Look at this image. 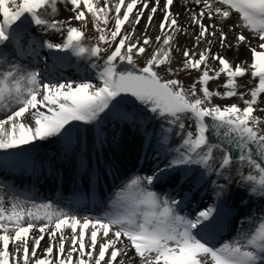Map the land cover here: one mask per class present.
Listing matches in <instances>:
<instances>
[{"label":"snow or ice","instance_id":"6c2138e0","mask_svg":"<svg viewBox=\"0 0 264 264\" xmlns=\"http://www.w3.org/2000/svg\"><path fill=\"white\" fill-rule=\"evenodd\" d=\"M59 3L71 6L72 19L80 27L72 26L71 21L46 18L58 13ZM195 4L203 5L202 11L190 15L191 23L199 27L195 37L197 48L201 40L211 44L208 37L216 36V31L210 30L216 26L205 25L203 20L214 17L227 20L233 12L239 17L235 26L248 30L261 41L258 49L249 44L252 63L248 68L251 76L258 80L250 92H238L240 85L237 83L248 68L243 63L233 65L226 57L213 53L210 47L199 52L191 49L182 52V70L201 73L189 89L186 90L178 79H165L160 75V70L175 74L170 67L172 45L182 28L172 11L174 0H164L162 7L161 0H103V4L101 0H0V113H5L0 118V152L7 154L0 156V166L25 163L26 158L10 150L37 140L62 136L70 145L73 129L69 125L96 123L102 114L116 109L120 105L118 98L125 96L147 105L169 125L178 124L183 134L178 147L166 149L161 146L167 145L171 128L163 130V138H157V151L171 150L177 155L152 175L132 178L113 202L116 211L103 217L81 218L49 203L26 208L27 201L18 197L10 208H5L0 198V264H125L124 257L129 260L138 257L140 264H264V217L254 227L240 230L232 241L213 243L223 218L232 211L224 185L213 181L219 189L213 192L215 203L193 216L180 214L189 193L177 199L143 187L145 181L153 186L167 181L176 171L180 172V182L184 183L190 177L192 165H202L205 169L195 177L197 183L203 182L213 171L210 161L214 150L220 149L223 155L216 175L224 176L234 161L241 166L246 163L255 174L243 176L241 173V182L250 186L251 195L264 198V121L254 115L264 96V0H195ZM113 11L114 17L111 16ZM158 11L163 12L159 22L161 35L153 41L147 29ZM89 18L98 33V41L91 47L85 44L84 31ZM111 19H114V26L109 28ZM142 19H146L142 39H135V27L131 32H122L126 24L138 26ZM32 25L62 34L66 32L62 43L48 42V49L103 59L102 65H92L98 70V83L85 80L61 83L48 80L37 70L25 68L22 58L27 53L36 55L33 46L38 44L30 35ZM219 33L220 45L224 47L227 35L222 28ZM236 41L238 47L247 37L240 34ZM153 43L161 46L149 52ZM102 53H107L106 58ZM13 56L17 57L16 61L10 59ZM140 56H145L146 62L137 68L136 58ZM210 60L218 62V70L210 66ZM120 65L129 67L121 69ZM164 65L169 67L164 69ZM221 74L227 77L225 91H210L209 81L218 79ZM197 85L202 95H198ZM246 95L250 99H246ZM213 97H239L244 107L235 103L213 104ZM26 116L30 118L28 123L24 122ZM183 117L194 121L195 132L184 133ZM123 118L132 117L125 114ZM209 132L218 138L216 142ZM233 146L236 155H233ZM65 229L70 230L67 242L71 250L67 252ZM33 231L40 235L30 236ZM45 235L49 246L38 255ZM52 241L58 244L56 255H53L55 245ZM132 250L134 253L129 256ZM74 252L77 253L75 259Z\"/></svg>","mask_w":264,"mask_h":264},{"label":"bare ground","instance_id":"6f19581e","mask_svg":"<svg viewBox=\"0 0 264 264\" xmlns=\"http://www.w3.org/2000/svg\"><path fill=\"white\" fill-rule=\"evenodd\" d=\"M115 2V0H113ZM127 2V0H126ZM164 0H161V7ZM103 4V0H101ZM219 6V5H218ZM70 5L62 7L58 4V13L55 16L48 15L46 18L49 20L71 21L72 26H75L77 22L72 19L74 13L70 11ZM203 10V5H196L195 0H174L172 11L178 16L179 24L182 31L175 37L173 42L172 55L182 54L185 49H191L193 52L203 51L205 47H210L212 52L226 57L233 65L243 63L246 68L252 63V53L249 48V44L257 48L261 41L255 37L251 32L245 29L236 27L239 17L238 14L232 13L231 17L227 20L214 17L213 19L205 18L203 23L205 25L214 24L216 27L210 29L219 33V29L222 28L223 32L227 35V45L221 47L218 37H209L208 40L212 41L208 44L206 41L201 40L199 42V48L196 47V35L199 33V27L192 24L190 20L191 12H199ZM123 11V9H122ZM135 12V10H134ZM114 11L111 16L114 17ZM147 15V13H146ZM163 17V12L158 11L154 17V21L151 27L147 29V35L155 41L158 35H161L159 31V22ZM131 19V17H130ZM111 26H114V19L110 20ZM146 19H142L140 24L129 25L130 31L135 27V39H142L145 33ZM243 34L247 37L245 43L240 44L238 47L236 37ZM30 35L36 40L39 39L38 44L34 45L36 55L27 53L23 58L28 60V63L22 62V65L28 70H37V65L40 63L41 46L44 43L54 42L55 44L62 43L65 39L66 32H54L47 29H41L35 25L31 26ZM234 40L236 43H234ZM46 42V43H45ZM203 43V44H202ZM86 46L92 45L85 41ZM230 45V46H229ZM161 45L153 43L149 52ZM47 47L45 48V50ZM55 50V61L46 64L45 68L40 71L43 77L48 80L58 82H73L78 83L82 80L91 83H98L96 80L97 69L92 67L93 64H100L102 62L95 57H90L85 54L82 57H77L71 52H60ZM107 56V53H106ZM198 57V56H197ZM14 61L13 57H10ZM214 60H210L209 64L215 65ZM38 71V70H37ZM247 74H251V69L248 68ZM129 109V110H128ZM119 116H112L110 113L103 114L99 121L94 124H83L82 122H73L69 125L73 129L71 144L69 145L62 136L50 137L45 140H37L33 144L24 146L23 148L10 150L14 153L22 152L26 158V163L16 173L12 175L11 172L4 171V166H0V198L4 201V207L10 208L12 202L20 196L26 198V208H30L33 203L30 200H37L39 203H49L54 207L61 208L66 212H70L78 217H103L108 214L113 208V202L116 199L117 194L121 189L134 177H147L157 172L159 168H163L167 165L168 160L177 155L175 151L163 152L165 157L160 163H158V139L163 138V132L159 131L160 137L155 133L152 134L143 120V114L137 109L128 112L116 109ZM125 114H129L132 118H123ZM5 113H0L2 118ZM117 119H121L117 120ZM25 123L30 122V118L27 116L24 119ZM110 122H117V125L112 129H105V126ZM184 129V133H186ZM146 133L149 137L146 139ZM183 134L177 125L171 128L169 134V141L167 145L161 147H167V149H175L182 143ZM219 150L215 152L218 154ZM7 155L0 152V156ZM87 160V165L83 166V160ZM79 168L77 164L79 163ZM192 172L191 178L184 183H180L181 187L191 188V192L188 195V201L184 204L185 209L190 210L188 216H193L196 213V209L192 207L190 200L193 194H197L201 197H208L211 202L215 201L214 197L208 195L209 190H219L212 182L216 181L217 185L225 186V196L227 203L232 209L231 213L225 216L220 224L219 230L216 234L213 243L220 244L227 241H232L239 235L240 230H247L255 226L259 222L260 218L264 217V198L260 196L250 194V186L246 183H240L237 189L233 192L230 188L231 182L235 179L241 180V173L243 175V167L238 166L230 173H225L224 176H217L216 172L219 171V166L214 163L213 171L205 176V180L198 184L199 187L193 182L196 175L203 172L205 169L202 165L190 166ZM135 170H131V169ZM96 178L94 182L90 179ZM175 175L180 176V172L176 171ZM173 176L167 181H162L164 184H175L176 176ZM228 176L230 179H225ZM192 179L193 181H191ZM160 182L153 185H148L146 181L143 187L151 189L158 186ZM176 185V184H175ZM94 186L97 190L94 195L96 196V203L94 206L88 205H68L66 201H71L73 194L76 193L79 197V191H85L86 189ZM10 189L14 195H11L7 189ZM178 188V187H176ZM176 189L172 196H181L182 192ZM158 193V192H157ZM159 194V193H158ZM162 196V195H161ZM103 202V215L97 211L98 207ZM22 200V199H21ZM210 202V203H211ZM66 204L70 209L59 207V205ZM209 203V204H210ZM202 205V202L200 203ZM208 204V206H209ZM203 206V205H202ZM182 207V206H181ZM205 207V206H203ZM186 210H181L180 214H184ZM235 218L240 220L239 225L232 232L231 226ZM79 231V229H78ZM65 249L66 252L71 250L70 244L67 242L70 237V230L65 229ZM232 233L231 236H229ZM40 235L38 231H33L29 234ZM57 234V240L59 237ZM229 236V237H228ZM224 237H228L223 241ZM99 241V237H98ZM50 241L45 235V239L41 242L40 249H38V255H42V249H46L49 246ZM55 245L53 255H56V249L58 244L56 241H52ZM85 243H88L87 230H85ZM10 249L14 251L10 244ZM78 247V245H77ZM87 251V248H86ZM134 250L129 252V256L133 255ZM73 258L77 257V253H73ZM86 258V257H85ZM120 258L118 257V260ZM125 264H140L138 257L129 260L128 257H124Z\"/></svg>","mask_w":264,"mask_h":264},{"label":"rangeland","instance_id":"374dc122","mask_svg":"<svg viewBox=\"0 0 264 264\" xmlns=\"http://www.w3.org/2000/svg\"><path fill=\"white\" fill-rule=\"evenodd\" d=\"M60 5L62 7L69 6V4H66V3H60ZM80 26L81 25L77 22V24H75L74 27H80ZM108 27L111 28L113 26H111V23H109ZM130 30H131L130 26L127 25V26H124V29H122V32L123 31L131 32ZM84 31H85V35H86V38H87L86 41H88L91 45L96 44L97 41H98V33L94 30L93 22L91 21L90 18L88 20L87 27L84 29ZM178 34L179 33H177L176 36ZM219 34L220 33H216V38L219 36ZM209 37H215V36H209ZM51 43H54V42H51ZM234 43H236L235 40H234ZM196 45H197V43H196ZM44 46H46V45H44ZM102 56L104 58H106V53H102ZM13 58H15L17 60L16 56H14ZM15 59H14V61H15ZM43 60H45V62H48L46 60V58H44V48H42V54H41V61H42L41 63H42V65L37 68V70L39 72L44 69ZM136 60H137V68L143 67L145 62H146L145 56L137 57ZM171 60H172V63L170 65V67L174 71L175 74L174 75H170L167 71L160 70V75L163 78H165V79H169V78L178 79L183 84V86H184V88L186 90L189 89L190 86L199 78L201 73L196 71V70H193V69L182 70L183 69V64H184V58H183L182 54L171 55ZM100 61L103 64V59H101ZM213 63L215 65H212V68L218 70L219 67H220L218 62L216 61V62H213ZM163 67H164V69H167L169 67V65H164ZM226 81H227L226 75L221 74V76L218 79H214V80L209 81L208 88H209L210 91H214V92L218 91L220 93H223L225 91L224 84L226 83ZM237 83L240 85V87L238 88V92L248 93V92H250V90L252 88H254L257 85L258 80L254 79L251 76V74H247L246 73L245 76L240 77V78L237 79ZM199 88H200V85H197L198 95H202V93L199 92ZM245 98L246 99H250V96L246 95ZM212 103L213 104H217V105H221V106L231 105V104L235 103V104H238L240 107H244L243 102L239 99V97H233L231 99H220L218 97H213L212 98ZM127 107L130 108V111H135V109H137L140 113H142L143 114L144 123L147 124L150 132L152 134L155 133L159 137L161 136L159 134V131L163 132L164 129L172 128V127L175 126V125H169L166 121L158 118L155 114H153L150 111V108H142V107H140L139 105H137L135 103L120 102V105H118L116 109H120L122 111L128 112L129 109L127 110ZM257 109L258 110L254 113V115H256L262 121H264V111H260L259 110V109H264V96L261 97L260 102L257 105ZM113 112H118V111L114 109L112 111H109L108 113H110L112 116H115L114 118H116V116H119V115H114ZM102 115H101V117H103ZM117 120L121 121V119H117ZM182 122L185 124V131H187V132L188 131L195 132V123H194V121L192 119H190L189 117H183L182 118ZM116 125H117V122H110L109 124H107L105 126V129L110 130ZM177 126H178V124H177ZM262 126H264V124H262ZM168 135H169V133H168ZM163 148H166V147H163ZM218 150H219L218 154H215V152H217ZM222 155H223V153H222V151L220 149H215L214 150L213 160L210 161L212 169H213L214 163H216V165L219 166V163H220V160L222 158ZM160 157H161V160H162L163 159L162 156H159L158 160H160ZM79 164H80V161L76 165L77 168H79ZM238 166H241L239 164V162L238 161H234L233 165L231 166V169L227 170L226 172L230 173L231 171H233V169L235 167H238ZM242 167H243V170H244L243 176H247L249 173L255 174L254 170L252 168H250L246 163ZM131 170H135V169H131ZM203 172H205V170ZM175 176H176V182H175L176 185L175 186L178 187L179 183H180V176L179 175H175ZM190 178H191V176H190ZM190 180L193 181L192 179H190ZM193 183L196 185L195 187H199L198 184H200V183H198V184H197V182H193ZM240 183H241L240 179L239 180L235 179V180H233L231 182L230 188L232 189L233 192L235 191V189H237V187L239 186ZM177 189L180 190V192H182V194H184L185 192L191 190V188H186V187H181V186L178 187ZM208 195L213 196V190H209ZM199 197H201V196H199ZM201 198H203L202 200L206 204H209L211 202L210 199L207 196L206 197L204 196V197H201ZM198 200H200V198ZM213 203H215V201L211 202L209 205H212ZM239 223H240V220L238 218H235V220L232 223V227L235 229L237 227V225H239ZM73 256H74V254H73Z\"/></svg>","mask_w":264,"mask_h":264},{"label":"water","instance_id":"95a60500","mask_svg":"<svg viewBox=\"0 0 264 264\" xmlns=\"http://www.w3.org/2000/svg\"><path fill=\"white\" fill-rule=\"evenodd\" d=\"M120 67H121V69H123L124 67H129V66H126V65H120ZM118 99H120V101H127V102H129V103H137V104H139V105L142 106V107L149 108L147 105H142V104H140L139 101H136V100H135L134 98H132V97L125 96V97L118 98ZM123 99H124V100H123ZM209 136H210V138L213 140V142H216L217 139H218L217 137H215V136L212 134V132H209ZM233 155H236V150H235L234 146H233Z\"/></svg>","mask_w":264,"mask_h":264}]
</instances>
